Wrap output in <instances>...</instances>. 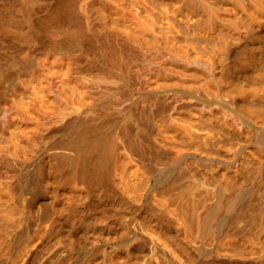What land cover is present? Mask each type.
<instances>
[{
	"label": "bare ground",
	"instance_id": "1",
	"mask_svg": "<svg viewBox=\"0 0 264 264\" xmlns=\"http://www.w3.org/2000/svg\"><path fill=\"white\" fill-rule=\"evenodd\" d=\"M0 264H264V0H0Z\"/></svg>",
	"mask_w": 264,
	"mask_h": 264
}]
</instances>
